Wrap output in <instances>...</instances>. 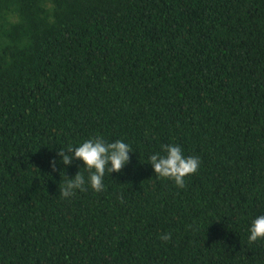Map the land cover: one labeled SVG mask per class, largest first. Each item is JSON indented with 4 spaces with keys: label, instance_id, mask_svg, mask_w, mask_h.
I'll list each match as a JSON object with an SVG mask.
<instances>
[{
    "label": "trees",
    "instance_id": "1",
    "mask_svg": "<svg viewBox=\"0 0 264 264\" xmlns=\"http://www.w3.org/2000/svg\"><path fill=\"white\" fill-rule=\"evenodd\" d=\"M94 136L130 162L65 199ZM166 144L201 161L183 189ZM261 214L264 0H0V264H264Z\"/></svg>",
    "mask_w": 264,
    "mask_h": 264
},
{
    "label": "clouds",
    "instance_id": "2",
    "mask_svg": "<svg viewBox=\"0 0 264 264\" xmlns=\"http://www.w3.org/2000/svg\"><path fill=\"white\" fill-rule=\"evenodd\" d=\"M164 155L156 152L149 157L155 176L171 180L178 188L186 187V177L194 175L200 168V159L194 156H185L179 145L166 144L162 146ZM131 146L122 140L108 142L103 136H94L85 140L79 146L61 148L57 155L62 158L60 163L71 165L76 160L84 163V169L88 172L87 179L79 171L73 178L59 187L60 196L68 199L76 195L77 190L87 191V185L97 193L105 189L104 177L107 173H119L130 162ZM53 171H56L57 161L50 162ZM121 201L123 197H120ZM249 243L264 240V214L258 215L249 228ZM171 233L163 234L159 239L169 242Z\"/></svg>",
    "mask_w": 264,
    "mask_h": 264
}]
</instances>
